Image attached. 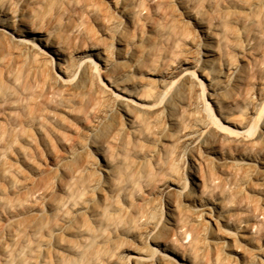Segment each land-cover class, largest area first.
<instances>
[{
    "label": "bare ground",
    "instance_id": "1",
    "mask_svg": "<svg viewBox=\"0 0 264 264\" xmlns=\"http://www.w3.org/2000/svg\"><path fill=\"white\" fill-rule=\"evenodd\" d=\"M244 100L264 102V0H0V264H264Z\"/></svg>",
    "mask_w": 264,
    "mask_h": 264
},
{
    "label": "rangeland",
    "instance_id": "2",
    "mask_svg": "<svg viewBox=\"0 0 264 264\" xmlns=\"http://www.w3.org/2000/svg\"><path fill=\"white\" fill-rule=\"evenodd\" d=\"M66 10H71L73 9V4H69L68 2H66L62 8V11L61 13L65 12V9ZM110 13V14H109ZM109 16L112 17L114 14L113 10H110L109 9ZM116 16V15H115ZM114 28H112L111 30V35H114ZM138 33L137 32H132L131 35H130V38L132 39L134 36L137 37ZM102 38L103 39V42L106 44V46L110 47V50H111V53L113 54L114 52V47L112 45V39L110 37V35H101L99 36V38ZM100 38V39H101ZM94 69L96 71V73L100 76L102 73H103V67L98 64V63H95L94 65ZM54 74H58V72H54ZM201 97L203 98V101H205V114L207 115V117L209 118V121L212 123V124H215V125H220L222 124V122L220 121V119L217 117L215 111L213 110L212 106L208 103V100L206 99V92H207V89H206V86L205 84H202L201 85ZM249 102L245 101L240 103L238 105V108L237 110L234 112V122L235 123H239L240 125H250L252 126L253 128H256L261 120L263 119L264 117V102L262 104H259L257 106V108L255 109V112H252V108L249 106L248 104ZM57 134H60L59 136L60 137H66V138H69L71 143H73V145L76 144V133L72 132L67 125H60L58 128H57V131H56ZM48 134H51V140H52V155H60L62 153L65 152L64 148H62L60 146V144L58 143V139H57V136L56 135H52L53 133L49 131ZM16 139L17 141L19 142L21 140V137L23 136V134H21L20 132L18 134H16ZM37 149L36 148H30V147H26L29 149V154L30 156L34 159V161L40 166V168L42 170H45L48 166H50V162H49V159H48V151L45 150L42 146L39 147V145H37ZM36 149V150H35ZM26 174L29 176V177H33L34 178V175L29 173V171H25ZM1 182V180H0ZM254 182H257V181H254Z\"/></svg>",
    "mask_w": 264,
    "mask_h": 264
}]
</instances>
